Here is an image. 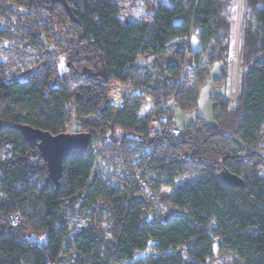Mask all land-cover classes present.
Masks as SVG:
<instances>
[{"label": "trees", "instance_id": "1", "mask_svg": "<svg viewBox=\"0 0 264 264\" xmlns=\"http://www.w3.org/2000/svg\"><path fill=\"white\" fill-rule=\"evenodd\" d=\"M19 1L77 30L74 53L82 68L74 71L83 77L58 80L50 68L41 81L0 76V191L5 195L0 203V264H59L69 234L65 209L80 201L87 202L81 204L85 210L108 214L113 237L105 238L104 230L91 224L67 240L89 257L88 262L81 259L87 264L138 261L136 255L149 248L159 257L145 264H205L215 255L217 242V250L233 255V264H264V0H245L255 24L248 20L241 29L240 60L247 71L236 105L230 108L223 95L213 98L215 125L198 118L179 137L163 131L166 123L175 127V110L169 114L167 100L175 97L181 112L198 107L212 66L229 62L235 29L230 11L237 0H173L171 6L152 7V22L142 23L122 22L115 0H0L3 7ZM62 1L70 5L75 22ZM141 55L154 57L153 79L137 67ZM112 82L136 91L122 97L125 105L118 112L108 99ZM148 100L153 104L143 117ZM70 115L81 131L92 134L91 142L103 143L104 151L125 154L126 144L151 149L146 180L152 190L175 188L189 175L171 198L182 213L149 218L155 207L137 196L141 188L135 176L109 183L94 174L91 143L84 155L64 160L56 188L39 150L17 127L58 135L67 132ZM152 122L157 123L155 131ZM5 151L10 158L5 159ZM32 156L44 164L32 163ZM42 174L44 185L32 191V177ZM195 174L200 176L192 184ZM226 174L241 183L228 181ZM29 208L33 212L21 225L18 213ZM16 215L20 222L13 224ZM34 236L45 240L33 241ZM97 245L105 246L107 258Z\"/></svg>", "mask_w": 264, "mask_h": 264}, {"label": "rangeland", "instance_id": "2", "mask_svg": "<svg viewBox=\"0 0 264 264\" xmlns=\"http://www.w3.org/2000/svg\"><path fill=\"white\" fill-rule=\"evenodd\" d=\"M120 8L119 18L122 22H152L154 13L152 7L157 8L160 4L171 6L173 0H115ZM230 18L234 23V34L230 36L232 41L230 58L228 63L218 65L216 69V76H225V79L221 82L225 86L227 98L230 108H233L237 99L241 94L242 78L247 69L242 65L240 60L241 55V29L248 20H251L255 24L253 17H250L249 10L245 5V0H237L230 11ZM77 30L66 20L62 23H58L49 17L45 10L37 8H29L28 5L19 1L16 4H9L7 7H3L0 2V76L7 78L8 80H26L35 79L41 81L47 73V69L53 67L57 74L58 80H71L73 78H82L83 73H75L74 68L79 66L76 59L75 41L77 40ZM195 47H199L200 43L195 35L192 36ZM226 39L223 37V42ZM72 42V43H71ZM47 53L53 55L52 59H48ZM87 64V62H86ZM84 63V65H86ZM137 67L150 78L153 79L157 73L155 67L154 57L147 55H141ZM217 84V86L222 84ZM128 93L121 92L122 97L130 95L136 92L131 85H128ZM112 88L115 95L112 100H119V84L112 82L109 86ZM130 91V93H129ZM124 93V94H123ZM111 96V95H110ZM172 98L167 100V107L172 103ZM109 99V98H108ZM111 99V98H110ZM122 99V98H121ZM123 101V99H122ZM153 104L152 100H148L144 103L141 115L147 117L150 113V108ZM176 107V105H175ZM155 129L158 128L157 123L152 122ZM68 133H77L81 131L75 123L74 118L70 115L69 125L67 127ZM89 133V132H87ZM126 153L119 152L117 154L104 151V145L99 139H95L91 142V153L94 156V174L103 176L108 181L115 180L117 178L125 176H135V185L137 182L144 183L145 189L150 191L153 195L150 200L155 208L150 211L148 217L158 219H165L166 217L175 215L169 214L161 209H158V204L167 205L170 208H174L171 203V198L177 188L183 187L188 176L178 180L175 188H166L161 185L156 190H152L146 180V176L149 173L147 165L149 164L152 153L151 149L139 147L132 144H126ZM124 154V155H123ZM5 159L10 158V153L5 151ZM148 158L147 162L144 159ZM32 163L42 166L44 164L36 156H32ZM138 166H143V170H140ZM126 173V174H125ZM146 174V175H145ZM150 174V173H149ZM199 174H195L193 178L189 180L190 183H195ZM149 178H154L148 176ZM260 177L264 179V171H260ZM45 174L32 177L30 186L32 191H37L45 183ZM142 191V190H141ZM137 195L140 199L144 200V195L141 193ZM165 194L166 201L161 200V195ZM5 199V195L0 191V203ZM87 203L86 201H80L74 208L67 207L65 209V217L68 222L69 234L65 241L64 252L62 253L59 264H87L89 257L80 251L72 247L67 243V240H73L74 237L81 232V230L91 224L99 226L104 230V236L107 239L113 240L111 232V223L108 214L101 209L91 211V209L85 210L81 208V204ZM94 207L93 205L91 206ZM32 209H26L24 212L18 213L21 216V225H26V217L32 214ZM33 241L42 243L45 239L39 237H32ZM217 242V241H216ZM218 242L215 245L216 253L205 264H233V255L227 251L217 250ZM97 248L101 251V254L107 258L108 252L103 245H97ZM159 255L149 249L136 255V260H140L143 264L147 262L148 258H158ZM188 258V257H186ZM81 259L87 260L85 263ZM190 259V258H188ZM138 261H127L123 264H138ZM113 264V262H112Z\"/></svg>", "mask_w": 264, "mask_h": 264}, {"label": "water", "instance_id": "3", "mask_svg": "<svg viewBox=\"0 0 264 264\" xmlns=\"http://www.w3.org/2000/svg\"><path fill=\"white\" fill-rule=\"evenodd\" d=\"M62 4L70 19L75 22L70 5L66 1H62ZM17 129L21 131L32 148L39 150L46 163L49 178L56 188L59 187V181L62 178L64 160L76 155H84L92 140V134L87 132L53 135L27 126H18ZM225 177L228 181L235 180L241 183L240 179L230 174H226Z\"/></svg>", "mask_w": 264, "mask_h": 264}, {"label": "crops", "instance_id": "4", "mask_svg": "<svg viewBox=\"0 0 264 264\" xmlns=\"http://www.w3.org/2000/svg\"><path fill=\"white\" fill-rule=\"evenodd\" d=\"M223 64V62L215 63L211 68L210 78L206 81L203 87L200 89V95L198 100V107L189 112H181L175 107V111L173 114V121L175 126L180 127L181 129L195 124L198 118H201L205 124L215 125L213 118V98L223 95L227 97V93L225 90V86L219 85L215 83V80H218L223 76H216L215 71L218 69V65ZM225 82V81H223ZM261 145L264 147V138L261 141Z\"/></svg>", "mask_w": 264, "mask_h": 264}, {"label": "built area", "instance_id": "5", "mask_svg": "<svg viewBox=\"0 0 264 264\" xmlns=\"http://www.w3.org/2000/svg\"><path fill=\"white\" fill-rule=\"evenodd\" d=\"M221 1H224V0H221ZM46 57L48 59H52L53 58V55H51L50 53H47V56ZM50 69L55 70L53 67H50ZM116 83L119 84V87H120L119 88V90H120L119 91L120 92L119 93V100L118 101H116V99L112 100V98L115 97V95L112 94L114 92V90H112V88H109V96H108V98H109V101L114 104V106L116 108V112H118L125 105L124 100L122 101L123 98H122L121 92L128 93L129 86H128V84H123V83H120V82H116ZM129 93H130V91H129ZM174 109H175V97L172 98V103H170L169 106H168L169 114H171ZM154 127L155 126L151 124L150 129L151 130H154L155 129ZM165 129H169L170 132H171V135L173 137H179L182 134V130H181L180 127H177V126L170 127V126H168L167 123L165 124L163 131ZM126 177L128 178L130 176L127 175ZM113 181L114 180H111V181H108V182L109 183H112ZM136 186H139L141 188V190H142V192H143V194H144V196H145L146 199H150V200L152 199L153 195H152V193L150 191H148L147 189H145L144 183H140L138 181ZM157 208L158 209H161V211H164V212L169 213V214H171V213H179V214L182 213V210H179L177 208H170L167 205H163V204H161V205L158 204V207ZM11 222L13 224H18L20 222L19 216L18 215L14 216L11 219Z\"/></svg>", "mask_w": 264, "mask_h": 264}]
</instances>
